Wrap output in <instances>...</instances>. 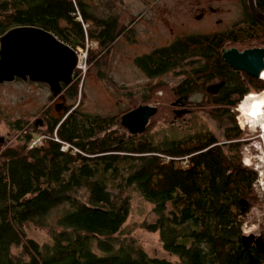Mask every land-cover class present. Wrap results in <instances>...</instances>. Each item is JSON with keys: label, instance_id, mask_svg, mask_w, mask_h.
I'll return each mask as SVG.
<instances>
[{"label": "trees", "instance_id": "1", "mask_svg": "<svg viewBox=\"0 0 264 264\" xmlns=\"http://www.w3.org/2000/svg\"><path fill=\"white\" fill-rule=\"evenodd\" d=\"M74 1L89 21L87 39L100 46L89 49L88 66L98 64L119 35L134 41L128 31L135 17L118 25L115 16H96L87 0ZM74 1L0 0V34L17 24H32L52 31L73 48L85 47L82 24L72 14ZM255 4L264 12V0ZM240 5L241 17L226 29L176 35L136 55L135 65L149 77L181 70L179 76L203 77V82L229 81L223 47L264 46V20L253 15L248 0H240ZM82 80L76 68L66 86L70 97L79 94L76 106L48 115L39 132L20 127L18 142L0 149V264H251L249 252L256 264H264L263 252L253 245L248 252L241 242L245 214L262 203L254 185L256 172L242 162L243 143L235 141L240 130L230 129L227 146L212 132L196 146L189 145L198 141L194 135L156 142L144 131L127 138L125 128L119 131L120 114L79 111ZM255 81L257 89L264 88L263 79ZM149 91L155 98L144 103L157 105V112L170 107L166 81L157 80ZM238 101L212 102L224 104L225 111ZM132 103L125 110L137 105ZM14 123L20 126L18 120ZM53 133L71 146L61 150ZM36 135H42L40 142L30 145ZM131 187L152 204L155 218L145 227L158 232L162 247L176 260L151 256L134 238L121 235ZM240 198L248 202L245 211ZM60 205L66 208L49 223L48 214ZM28 224L46 228L50 241L40 243L27 236ZM260 234L264 238V224Z\"/></svg>", "mask_w": 264, "mask_h": 264}, {"label": "rangeland", "instance_id": "2", "mask_svg": "<svg viewBox=\"0 0 264 264\" xmlns=\"http://www.w3.org/2000/svg\"><path fill=\"white\" fill-rule=\"evenodd\" d=\"M196 1L89 0L90 8L96 16L104 18L115 16L118 25L129 24L135 17L131 24L132 27L128 31L133 33L134 41H131L127 34L119 35L111 45L110 50L100 56V62L98 64L93 63L91 66H88L87 63L88 51L95 48L94 46L100 47L98 42L87 40L85 47L76 46L75 49L82 55V63L79 68L77 67L78 75L83 79V95L80 99V105L77 107L79 111L102 116L118 114L121 116L124 113L122 111L132 105V102L138 104L144 103L145 100L152 101L155 96L151 95L150 91L145 93L147 85L152 83L148 87L149 89L157 80L170 83L180 75L181 70L169 71L159 77L150 78L135 65L133 58L136 55L147 52L155 46L166 44L176 35L226 29L242 15L240 0H199L209 3L211 9L218 7L219 10L209 11L208 14L201 17L199 15L194 16L193 13L196 11L192 3ZM140 14L141 18L138 20ZM86 22L89 24V21ZM261 92L263 93L264 90ZM261 92L256 94L259 95ZM160 94L157 91V95ZM52 97L45 83L21 79L0 83V134L7 136L9 133V145L18 142L20 134L23 132L20 127L32 128V122L36 120L40 110L46 109V113L49 111L50 114L58 116L59 113L53 110V107L56 109V103L59 107L58 111L64 113L70 108V105H73L70 109L76 106L79 100V94L76 97H69L62 103L66 105L64 107L62 104L58 105L61 102L58 99L52 101ZM243 101L244 98L241 99L238 108ZM169 114L170 112L156 111L148 120L144 131L147 134L151 133L156 142H159L162 137L178 138L184 134L176 125H170L168 122L170 117L167 120L164 119ZM238 116L241 124H243L241 112L238 113ZM16 120L19 121V127L15 126L14 121ZM199 126L204 129H212L216 134H219V128L209 118H203L199 122ZM42 127L43 125H39L34 130L39 132ZM124 128L121 125L119 131L123 132ZM39 136L41 135H36L35 138ZM127 193L130 198V207L127 218L122 225L121 235L134 238L151 256L176 260L177 257L174 254L162 247L158 232L150 231L145 227L155 218L152 204L136 188H129ZM257 194L262 205H253L245 214L242 225L243 234L245 231L259 233L264 224V191L262 194L257 191ZM65 208L66 205L53 208L47 216V221L54 223ZM25 232L27 236L40 243L50 241V235L46 228L28 224L25 226ZM12 251L16 253L19 248L12 247Z\"/></svg>", "mask_w": 264, "mask_h": 264}, {"label": "water", "instance_id": "3", "mask_svg": "<svg viewBox=\"0 0 264 264\" xmlns=\"http://www.w3.org/2000/svg\"><path fill=\"white\" fill-rule=\"evenodd\" d=\"M248 5L255 17L264 20V12L257 8L255 0H248ZM222 57L230 66L242 69L254 78L261 76L264 70V47L239 50L232 46L223 49ZM78 61L79 54L75 48L43 27L17 24L0 34V83L15 79L41 82L47 84L52 96H57L64 86L72 82ZM213 87L211 85L207 89L215 92ZM55 108L59 109L57 104ZM156 111L155 105L138 103L122 113L120 124L128 131L127 138L143 132ZM40 121L41 118L34 121L35 128ZM4 140L5 136L0 134V147L6 143ZM239 204L242 211L246 210L248 202L245 198H240ZM241 242L248 252L249 246L254 244L259 252L264 253V238L261 234L244 233ZM249 261L256 264V257L251 252Z\"/></svg>", "mask_w": 264, "mask_h": 264}, {"label": "flooded vegetation", "instance_id": "4", "mask_svg": "<svg viewBox=\"0 0 264 264\" xmlns=\"http://www.w3.org/2000/svg\"><path fill=\"white\" fill-rule=\"evenodd\" d=\"M204 3L205 2H200L199 0H197L195 3H192V6L196 11L195 13H193L194 16L199 15L201 17L204 14H208L209 11L213 12L215 10L216 11L219 10L218 7H216L215 9H211V7H209L208 5L209 3H205V4ZM140 18H141V14L137 19L139 20ZM228 47H232V46H226L223 47V49ZM252 47H264V46H250L245 48H238V47L236 48H238L239 50H243ZM225 63L229 68V72L231 74L229 76L230 77L229 81L227 80V78H218L210 82H203L204 80L203 77L192 79L182 76H178L177 78H174L170 83L166 81L167 88L169 89L170 92V107L167 106L162 108L161 112H171L168 122L170 123V125H176L177 127H179V129H181L184 132L182 136L194 135V137L198 139V141L194 144L189 143V145H193V146L200 145L201 143H203L206 140V138H208L206 136V133H211V132L218 139L217 141L218 143H221L223 146H227L229 140H226L225 137L228 136L230 129H232L233 133L235 131V128L239 129L240 132L235 138V141H239L243 143L241 160L245 165H248L255 170L256 179L254 185L257 191L261 192L262 194V192L264 191V132L261 131L258 125L255 128H250L248 126V123L252 122L253 116L245 112L242 113V110L240 109V107L238 108V105L241 99L244 98L245 100L246 98L253 96V95H249V93H257L264 90V88L257 89L256 85H258V82L255 81L257 79L264 80V77L261 74V76H259L258 78H254L248 75L244 70L232 67L227 62ZM150 78H155V77H150ZM151 84L147 85L145 93L149 91L148 87ZM211 85H214L213 89L216 90L215 92H211L207 89V87ZM70 92L71 90H69L66 86H64L61 93H59V95L57 96H53L51 100L54 101L58 99L59 101H61L59 103L62 104L64 103V100L70 97ZM215 99H218L220 101H233L239 99V101L231 108L224 111L222 109L224 107V104L212 102ZM209 100L211 102H209ZM143 104L155 105L152 103H143ZM63 106L65 107L66 105ZM155 106L157 107V105ZM45 110L46 109H42L38 113L36 119L41 118V121L38 123L37 126L46 125L48 115L56 116L50 114L49 111L48 113H46ZM53 110H55L56 113H60L57 109H54V107ZM128 110H125L124 112ZM207 112H224V113L220 114L219 116L213 117ZM239 112H241L243 124H241L240 118L238 116ZM256 117L257 118L255 119H258L260 117V114L257 115ZM203 118H209L213 120L215 122L216 127L219 128V134H216L214 131H212V129L209 130V129L201 128L199 126V122H201ZM33 123L34 122H32V127L35 128ZM8 135L9 133H7V136L4 135L5 136L4 141H6V143L2 145L0 149L8 144L10 140ZM164 139H173V138L162 137L160 141H163ZM254 234L258 235L260 234V232ZM251 245L255 247L254 244Z\"/></svg>", "mask_w": 264, "mask_h": 264}, {"label": "bare ground", "instance_id": "5", "mask_svg": "<svg viewBox=\"0 0 264 264\" xmlns=\"http://www.w3.org/2000/svg\"><path fill=\"white\" fill-rule=\"evenodd\" d=\"M262 76L264 77V70L262 71ZM264 96V92L255 95L252 97L246 98L242 104L240 105V109L242 110V113H248L249 115L253 116L252 121L256 120V116L261 114V112H264L263 107H264V101H261L260 97Z\"/></svg>", "mask_w": 264, "mask_h": 264}, {"label": "built area", "instance_id": "6", "mask_svg": "<svg viewBox=\"0 0 264 264\" xmlns=\"http://www.w3.org/2000/svg\"><path fill=\"white\" fill-rule=\"evenodd\" d=\"M74 4H75V1H74ZM72 14H74L76 16V18L81 22L83 30H84V33H85V41H87L88 39H87V31L86 30H87V27H88V23L83 19L82 14L80 13V11H79V9H78L76 4H75V10L72 12ZM86 47H87V45H86ZM81 63H82V55L80 53L79 54V61H78V68H79ZM41 138H42V135L37 137V138H33L31 140V142H30V145H33V144H36V143L40 142ZM53 139L56 140V141L61 142V147H60L61 150H66L67 148H69L71 146L69 143L61 141L57 137V135L55 133H54ZM75 150H77V149H75Z\"/></svg>", "mask_w": 264, "mask_h": 264}, {"label": "clouds", "instance_id": "7", "mask_svg": "<svg viewBox=\"0 0 264 264\" xmlns=\"http://www.w3.org/2000/svg\"><path fill=\"white\" fill-rule=\"evenodd\" d=\"M249 95H258L256 93H249ZM261 101H264V96L260 97ZM259 126V128L261 129L262 132H264V112H261L260 117L254 121H252L251 123H248V126L250 128H255L256 126ZM249 234V232H245V235Z\"/></svg>", "mask_w": 264, "mask_h": 264}, {"label": "crops", "instance_id": "8", "mask_svg": "<svg viewBox=\"0 0 264 264\" xmlns=\"http://www.w3.org/2000/svg\"><path fill=\"white\" fill-rule=\"evenodd\" d=\"M87 2L90 3L89 0H87Z\"/></svg>", "mask_w": 264, "mask_h": 264}]
</instances>
